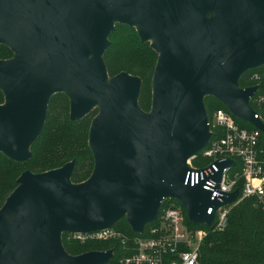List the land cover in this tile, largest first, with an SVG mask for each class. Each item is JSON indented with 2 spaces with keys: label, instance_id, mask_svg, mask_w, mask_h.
<instances>
[{
  "label": "water",
  "instance_id": "obj_1",
  "mask_svg": "<svg viewBox=\"0 0 264 264\" xmlns=\"http://www.w3.org/2000/svg\"><path fill=\"white\" fill-rule=\"evenodd\" d=\"M114 23L135 28L158 54L149 113L137 104L139 78L107 75L102 57ZM1 43L15 53L0 61L5 157L30 159L54 93L69 96L71 122L95 105L100 112L89 130L88 180L71 183L74 162L18 178L0 210V264H107L110 250L67 255L62 234L110 229L123 218L143 233L167 199L209 226L207 210L237 198L220 204L201 184L190 187L187 161L212 137L206 97L264 135L248 104L257 87L239 86L264 67V0H0Z\"/></svg>",
  "mask_w": 264,
  "mask_h": 264
},
{
  "label": "trees",
  "instance_id": "obj_2",
  "mask_svg": "<svg viewBox=\"0 0 264 264\" xmlns=\"http://www.w3.org/2000/svg\"><path fill=\"white\" fill-rule=\"evenodd\" d=\"M109 46L103 54V62L110 79L126 73L140 79V91L137 104L144 113L151 110V82L157 62L158 54L149 44L141 43L134 29L117 24L108 37ZM11 57H4L0 53V61H7ZM264 73V67L250 73ZM249 74V73H248ZM239 81L240 88L252 85ZM253 85H256L254 83ZM260 91L263 90L259 84ZM2 94L0 92V104ZM47 106L46 121L41 134L30 148L31 157L28 161L14 162L0 154V210L6 199L16 188V180L24 173L38 175L62 168L74 162L70 181L74 185L81 184L91 176L94 161L88 146V124L84 120L71 122L65 112L58 115L52 100ZM208 118L223 106L211 97L204 100ZM264 119V105L254 109ZM242 128L251 129V126L241 123ZM216 136H221L215 132ZM241 190V183L236 186ZM168 208H180L185 215L183 206L176 200L163 201L158 212ZM149 224L146 228L157 224ZM207 232V237L201 247L199 264H264V211L255 207L252 201H243L233 207L227 217V225L221 232L213 231L209 226H199ZM113 229L127 239V246L119 239L108 241H87L79 243L71 240L67 233L62 234L61 243L64 251L71 257H78L90 252L112 251L113 258L107 264H122V258L128 256L126 247L132 246L133 239L138 234L133 233L123 218L115 224Z\"/></svg>",
  "mask_w": 264,
  "mask_h": 264
},
{
  "label": "built area",
  "instance_id": "obj_3",
  "mask_svg": "<svg viewBox=\"0 0 264 264\" xmlns=\"http://www.w3.org/2000/svg\"><path fill=\"white\" fill-rule=\"evenodd\" d=\"M250 72L242 76H245L246 83L252 84L246 88L257 87V91L249 98L248 104L254 113L253 119L264 125L262 116L254 111L264 105V73ZM259 84H262V91ZM223 108L214 111L210 118L207 116L212 137L205 148L189 158L186 176V184L190 187L201 184L202 189L210 194V200L216 199L220 204L230 194L238 192L232 203L221 205L216 210L212 207L207 210V215L213 214L209 227L217 232L225 229L230 210L243 201H252L255 207L264 211L263 132L235 118ZM240 122L251 126V129L242 128ZM215 132L221 136H216ZM239 183L240 191L236 189ZM156 221L155 226L145 228L133 239L131 247H126L129 255L122 258L121 263L199 264L207 232L198 227L207 225L191 223L186 212L184 215L180 208L165 209L153 223ZM67 234L71 240L79 243L119 239L122 245L127 246L128 242L113 228L89 234Z\"/></svg>",
  "mask_w": 264,
  "mask_h": 264
},
{
  "label": "rangeland",
  "instance_id": "obj_4",
  "mask_svg": "<svg viewBox=\"0 0 264 264\" xmlns=\"http://www.w3.org/2000/svg\"><path fill=\"white\" fill-rule=\"evenodd\" d=\"M118 23H114V28ZM121 25V24H119ZM135 30V28H132ZM136 32V30H135ZM137 33V32H136ZM147 44H149V46L151 45L152 41H148L146 42ZM0 53L4 55V57H11L13 58L15 56V53L10 49V47L8 46L7 43H1L0 44ZM110 79L107 80V82H109ZM1 94H2V102L0 104V106L4 105L5 103V98L4 95L2 93V91L0 90ZM52 100L54 102V108L57 110L58 115H62L65 112L66 109V113L68 114V118L70 120V98L69 96L64 93V92H57L54 93L50 96L49 101ZM48 101V104L50 103ZM47 104V106H48ZM100 112V108L98 105H95L81 120H84V123L88 124V134H87V138L89 137V130L91 127V124L93 122V120L98 116ZM79 120V121H81ZM46 121V119H45ZM245 124V123H244ZM88 142V141H87ZM0 154H2L0 152ZM3 155V154H2ZM4 156V155H3ZM18 180V179H17ZM16 180V183H17Z\"/></svg>",
  "mask_w": 264,
  "mask_h": 264
}]
</instances>
